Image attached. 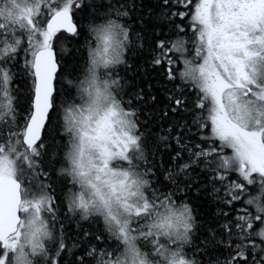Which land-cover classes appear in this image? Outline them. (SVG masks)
<instances>
[{"label": "snow or ice", "instance_id": "obj_1", "mask_svg": "<svg viewBox=\"0 0 264 264\" xmlns=\"http://www.w3.org/2000/svg\"><path fill=\"white\" fill-rule=\"evenodd\" d=\"M0 264H264V0H0Z\"/></svg>", "mask_w": 264, "mask_h": 264}, {"label": "trees", "instance_id": "obj_2", "mask_svg": "<svg viewBox=\"0 0 264 264\" xmlns=\"http://www.w3.org/2000/svg\"><path fill=\"white\" fill-rule=\"evenodd\" d=\"M66 46H67V47H71L70 44H69V45H66ZM65 62L71 64V63H72V57H71L70 55H66V56H65ZM198 206L201 208L202 211H205V210H211V211H214V208H212V209H206V208L204 207V205H198Z\"/></svg>", "mask_w": 264, "mask_h": 264}]
</instances>
